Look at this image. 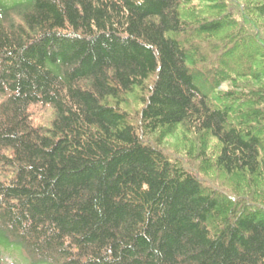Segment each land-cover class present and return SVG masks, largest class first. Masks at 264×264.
<instances>
[{
	"label": "trees",
	"instance_id": "16d2710c",
	"mask_svg": "<svg viewBox=\"0 0 264 264\" xmlns=\"http://www.w3.org/2000/svg\"><path fill=\"white\" fill-rule=\"evenodd\" d=\"M7 244L264 264V0H0Z\"/></svg>",
	"mask_w": 264,
	"mask_h": 264
},
{
	"label": "rangeland",
	"instance_id": "374dc122",
	"mask_svg": "<svg viewBox=\"0 0 264 264\" xmlns=\"http://www.w3.org/2000/svg\"><path fill=\"white\" fill-rule=\"evenodd\" d=\"M172 140H175V139L172 138ZM3 247L8 248V249H15L13 251H11V250H8V251L4 250V257L8 261H13L16 264H30L29 261L27 260V258L24 256L21 247H19L17 245H14V244L13 245L7 244V246H3ZM22 254H23V256H22Z\"/></svg>",
	"mask_w": 264,
	"mask_h": 264
}]
</instances>
